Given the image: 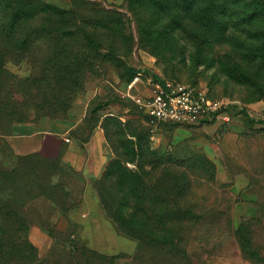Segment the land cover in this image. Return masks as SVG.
Instances as JSON below:
<instances>
[{
	"label": "rangeland",
	"instance_id": "1",
	"mask_svg": "<svg viewBox=\"0 0 264 264\" xmlns=\"http://www.w3.org/2000/svg\"><path fill=\"white\" fill-rule=\"evenodd\" d=\"M33 1L60 9L66 21L74 19L77 30L71 42L81 63L78 83L70 97L60 98L63 107H45L49 113L42 116L30 110L28 121L12 123L8 128L0 126V167L9 169L18 156L32 153L16 154L10 135L25 129L37 130L47 119L75 123L66 136L90 155L84 165L88 181L84 179L83 185L76 183V175L61 163L67 145L56 156L45 155L59 160V172L45 186L60 202L44 195L18 202L25 220L23 234L44 259L42 264L65 261L70 251L80 264H95L83 255L85 248L117 256L113 264H166L160 251H147L134 261L136 242L116 230L92 185L108 160L116 156L135 159L126 163L134 170L136 141L143 151L152 152L160 161L155 168L144 166L149 174L144 178L146 185L149 176L161 173L162 187H169L176 196L174 201L162 200L158 195L156 199L125 198L128 204L137 203L145 209L139 217L141 222L164 225L157 211L177 203L197 215L184 214L169 222L174 227L182 225L185 231L178 246L185 249L189 264H255L234 233L244 220H259L253 226L251 241L261 253L258 264H264V37L255 36L257 30L264 34V14H260V22L254 27L237 24L236 20H248L253 11L249 0H239L240 5L231 12L214 11L215 24L212 15L207 20L212 13L209 7L202 13L178 9L184 0ZM74 12H78L77 16ZM60 13L48 15L41 11L36 21L20 26L32 28L45 20L54 21L62 18ZM88 36L93 44L87 43ZM8 67L19 80L38 75L35 65L26 61L8 63ZM135 70L141 71L144 83L133 94L145 96L149 80L155 77L193 85L211 97L227 101V119L215 117L193 123L149 120L124 95ZM111 118L120 123L110 122ZM36 140L34 136L12 142L24 150L25 141ZM91 140L94 146L85 149L84 144L89 145ZM91 156L95 161L104 159L100 170L97 171L100 163L95 170L91 168ZM69 158L76 166L82 163L76 154ZM165 159L170 160V171L161 172V161ZM171 178L180 181L183 189L175 187ZM25 184L32 182L25 180L22 186ZM113 188L118 186L112 185L109 191ZM23 194L16 192L19 198ZM61 203L65 209H60ZM171 215L169 219L174 217Z\"/></svg>",
	"mask_w": 264,
	"mask_h": 264
},
{
	"label": "trees",
	"instance_id": "2",
	"mask_svg": "<svg viewBox=\"0 0 264 264\" xmlns=\"http://www.w3.org/2000/svg\"><path fill=\"white\" fill-rule=\"evenodd\" d=\"M215 1L184 0V5H177V7L178 9L190 8L194 11H201V13L203 9L209 7L212 13L207 15V20L212 15V22L215 24L214 11L231 12L238 7V4L240 5L239 0H219V4ZM248 2L252 5L253 11L248 20L236 18L237 24L255 27V23L260 22V14H264V0H249ZM248 2L245 4L249 6ZM41 11L48 15L61 12L51 4L41 5L33 0H0V126L4 125L8 128L12 123L28 121L30 110L33 114L42 116L49 113L44 111L45 107L50 106L51 109L52 106L63 107L60 98L70 97L75 89V84L78 83L79 64L81 63L75 56L74 45L71 42L77 30L74 19L66 21L64 14L60 13L63 15L62 18L53 19L54 21L45 20L44 24H36L32 28L20 26L21 23L36 21ZM77 13L74 12L76 16ZM57 24H62L66 28L59 27ZM262 24L264 26V23ZM255 32H257L256 37L262 35L264 37V34L259 33L258 30ZM62 40L64 41L62 42ZM87 43H94L90 36L87 38ZM261 57V64H264V53ZM22 61L35 65L38 75L31 74L32 78H27L25 81L16 78L10 71L8 63ZM48 71H51V75L47 73ZM137 72L138 70H135L133 76ZM155 79L159 78L155 77ZM60 100L61 105L58 103ZM113 121L120 123L118 119L111 118L110 122ZM0 132H3L2 129ZM132 135L139 136L135 133ZM135 145L137 148L134 155L136 158L137 154L135 169L132 170L126 166L127 162L135 159H122L118 156L109 159L99 178L94 179L92 184L96 199L116 230L136 242L134 261L147 251H152L155 254L160 251L161 259H164L166 264H189L185 249L178 246V241L184 237L185 231L182 225L174 227L169 222H175L184 214L197 216L196 214L189 208H181L177 203H174L173 208L165 206L157 211L159 212L158 216L163 218L160 222L164 225L153 224L149 220L141 222L139 217L141 213H145V209L140 204H128L124 201L128 197L138 200L145 197L156 199L157 195L162 200L174 201L176 197L169 187L168 189L162 187L161 173L155 177L149 176L148 185H146L144 178L149 174L143 170L144 166L155 168L157 164H160V161L154 157L152 152L143 151L139 142L136 141ZM161 163L164 164L163 168H160L161 172L170 171L168 168V165H171L170 160L165 159ZM59 168L58 158H49L40 152L18 156L9 169L0 167V264H42L45 262L38 256L36 248L28 242L23 234L25 220L17 205L21 198L22 201H27L40 195L57 201L55 193L45 184L47 185L50 178L59 172ZM110 179H112L111 182H109ZM25 180L32 182V185L22 186ZM170 181L175 187L179 186L180 190L183 189L180 187L182 186L180 181L178 183L175 178H171ZM112 185L118 186V189L113 188V191L110 192L109 189ZM145 188H147V192H143ZM16 192H23V197L19 198ZM60 207V209H65L62 203ZM206 208H204L206 213L212 216L213 213H210ZM171 214L174 217L169 219ZM250 221L244 220L234 234L235 238L243 245L244 252L253 259L255 264H258L262 259L261 253L257 251L255 245L252 247L251 238L253 237V226L257 222L259 223V220ZM157 231L159 235H157ZM83 255L86 258L89 257L87 259L92 260L95 264H113L117 258V256H105L86 248ZM75 257L70 251L68 256L66 255L65 261L58 260L56 264H80L75 260Z\"/></svg>",
	"mask_w": 264,
	"mask_h": 264
},
{
	"label": "built area",
	"instance_id": "3",
	"mask_svg": "<svg viewBox=\"0 0 264 264\" xmlns=\"http://www.w3.org/2000/svg\"><path fill=\"white\" fill-rule=\"evenodd\" d=\"M138 71L126 86L125 96L134 101L151 121L178 123L205 122L215 117L227 119L228 102L214 98L193 85L173 83L169 80H149V92L140 97L132 89L140 80Z\"/></svg>",
	"mask_w": 264,
	"mask_h": 264
},
{
	"label": "crops",
	"instance_id": "4",
	"mask_svg": "<svg viewBox=\"0 0 264 264\" xmlns=\"http://www.w3.org/2000/svg\"><path fill=\"white\" fill-rule=\"evenodd\" d=\"M143 80H139L137 84L133 87L132 91H135L137 88H141L143 86ZM43 125L37 129H25L23 132L22 131H16L12 133L9 137V141L11 142V146L14 149V152L16 154H22L27 152H40L43 155H52L56 156L58 151L61 150L65 145H67V152L64 153V156L60 158L61 163L65 165V168H70L71 171L76 175V183L78 184H85L86 178L88 177L84 165L86 162L89 160V153L84 154L83 148H80V150L77 148V144L74 143V141H71L68 136H66L69 132V130L74 127L75 123L72 122H67V121H62L61 119H47L42 123ZM97 132V131H94ZM36 136L37 140L36 141H25V147L24 150H20V147L12 141H16V139H24L27 140L28 138H34ZM99 138V136H98ZM65 142H70V143H65ZM23 146V145H22ZM85 149H90L91 146H94V143L91 142L89 145L84 144ZM76 154L78 158L82 161L81 164L77 165L74 163V161L69 158L70 154ZM92 160V166L95 170V166L97 168V171L100 170V166L103 164L104 159H98L95 161V158L91 156ZM101 160V162H100ZM102 163V164H101ZM81 179V180H80ZM85 179V181H84ZM84 181V183H83ZM81 185V186H82Z\"/></svg>",
	"mask_w": 264,
	"mask_h": 264
}]
</instances>
